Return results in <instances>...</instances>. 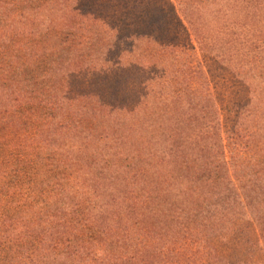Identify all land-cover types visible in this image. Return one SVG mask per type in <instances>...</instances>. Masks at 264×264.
<instances>
[{"label":"trees","instance_id":"16d2710c","mask_svg":"<svg viewBox=\"0 0 264 264\" xmlns=\"http://www.w3.org/2000/svg\"><path fill=\"white\" fill-rule=\"evenodd\" d=\"M34 1L0 0V264H264V0H126L72 38ZM93 71L106 98L72 95Z\"/></svg>","mask_w":264,"mask_h":264},{"label":"rangeland","instance_id":"374dc122","mask_svg":"<svg viewBox=\"0 0 264 264\" xmlns=\"http://www.w3.org/2000/svg\"><path fill=\"white\" fill-rule=\"evenodd\" d=\"M59 1L66 2V3H62L60 7H57L58 10H56L54 7V4H55L54 0L34 1L32 6L33 7L35 6L36 9L34 10L33 16L36 19V22H39V21L44 22V23H36L35 27L38 32H41V30L43 31L45 29L44 26L47 25L48 27V24H52L53 29L64 28L65 22L69 19L68 14H70V11L73 10V7H74V10H78L77 13L73 14V17L77 19L78 24L73 26L71 29L69 27L65 30L61 29L62 31L66 33L65 34L63 32L62 35L67 36V38H72V36L74 35H79L80 32H85L84 29L83 30L79 29L80 27H84L85 23L88 24V26L94 23H98V25L100 26L112 27V25L114 26L113 21H115L121 15L124 16L125 11L127 10L126 3H125L126 0H117L114 4H113L114 0H74L72 2H70V0L69 1L59 0ZM128 1H129L128 3L131 4V6L129 7L132 8V10L130 9L132 19L139 17V13H141V9L143 6L152 5V4H149V3H152L150 0H146V2H144V0H128ZM156 3H159V0H157ZM41 6H45V8H41ZM73 17L71 20H73ZM81 22L82 24L80 25ZM68 36H71V37H68ZM104 36H106V34ZM107 36L109 37V35ZM184 36L186 35L184 34ZM195 36L197 37L195 39H192L191 41L189 40L190 37L188 39H184L182 38V36H180L179 41L181 42V45L183 43V44H187L188 46L190 44L197 46L198 50H197V53L193 52L194 56L198 55L199 53L201 58L203 59V57H205V52H206L205 46L212 42L207 38L206 39L203 38L202 35L200 34L195 35ZM111 37L112 36H110L109 39H111ZM257 37L259 38L256 41L258 47L256 45L255 51H261L259 55H260V58H262L261 56L264 54V50L262 51L263 44L260 39L261 36L257 35ZM42 41L43 43L41 44V47L43 48V50L50 51L52 48H54L53 43H55V40L53 38V35H51L49 41L47 40V38H44ZM81 46L84 47L85 44H81ZM188 46H185L187 50L189 48ZM210 52H213V51H210ZM180 56L181 55H179L178 57L180 58ZM253 59L254 57L251 60ZM206 64L207 66L210 65L209 68L214 72L215 77H220L221 80H224V78H229L233 76L232 73H230L232 69H226L223 67H219L216 63L211 64V62H208ZM263 65L264 64L259 63V61L257 60L254 66L256 68H261V66ZM263 74H264V69H263ZM221 80L220 82H222ZM105 83H106V77L94 71L91 73H87V74L83 73L80 76H78L76 79L69 80L70 90H71L72 95H76L80 93H86V94L89 93L90 95L97 94V96H99L100 94V95H103L104 99L106 98L105 97L106 91L103 90L101 86H105ZM232 120H233V116L230 119H225V121H223V124L226 129H231V125L233 124ZM229 138L230 137L228 136V134L225 133L222 144L226 145V148H225L226 156L228 158H231L230 156L232 155H231L230 150H233V149L230 146L228 147V144L230 142ZM218 140L221 141L220 138H218ZM243 228L245 229L246 226L242 225L240 229H243ZM242 256H245V255H242Z\"/></svg>","mask_w":264,"mask_h":264}]
</instances>
